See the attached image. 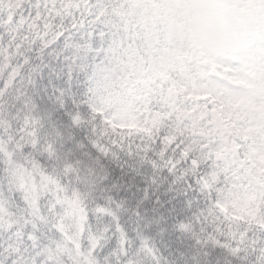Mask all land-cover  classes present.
Here are the masks:
<instances>
[{"label": "snow or ice", "instance_id": "1", "mask_svg": "<svg viewBox=\"0 0 264 264\" xmlns=\"http://www.w3.org/2000/svg\"><path fill=\"white\" fill-rule=\"evenodd\" d=\"M0 30V39H3V34L14 31L21 41H26L28 34L33 33V44L38 42L41 48H51L62 41L63 50L74 49L77 53H90L94 57L90 64L79 66L84 73L82 92L72 94L67 102L62 98L58 100L59 111L64 112L74 128L91 120L93 126L102 125L107 129L111 123L120 131V120L114 118L119 105L113 103L112 107H103L101 101L107 93L100 91L98 85L106 75L111 74L113 80L120 78L116 92L123 94L139 75L138 72H129L127 62L139 64L138 57H143L142 67L147 77L159 66L165 49L190 52L193 61H186L189 67L196 57L211 62L214 71H208L207 63L200 65L207 73L205 79L210 84L208 93L201 97L209 112L217 107H222L224 112L232 111L229 105L224 104L225 100L235 103L237 99H243L264 106V0H0ZM19 48L21 44L18 43L16 49ZM41 48H37L38 53ZM18 55L21 57L19 67L22 68L29 62V57L23 52ZM232 76L245 81L246 86L225 78ZM221 89L228 91L220 94ZM64 91L54 89L59 97L64 96ZM68 91L71 92L70 89ZM112 95L114 97L115 93ZM66 103H71L74 111L69 112ZM241 109L249 114L241 122V127L259 126L264 131V107L256 112L241 105L235 111L239 113ZM160 110V103L149 98V115ZM139 118L143 121L144 114L141 113ZM175 119L176 114L169 113V121ZM251 138L236 139L241 146L238 152L249 147ZM84 139L88 140L87 146L98 154V160L109 155L102 142L89 140L87 135ZM166 139V134L156 132L151 143L159 144L163 149ZM3 144L0 139V145ZM79 146H85L83 141ZM211 146L215 147V142ZM18 148L20 151L31 148L44 152L38 139L35 143L20 144ZM168 148L183 155L182 164L195 166L197 172L200 171L199 162L192 158L190 152L184 151L178 140H173ZM162 154L166 156L167 152ZM127 155L129 158L133 156L131 149ZM8 159L7 147H0V163ZM147 160L149 166L155 169L160 157L156 156L155 160L148 157ZM38 163L42 164V161ZM177 170L176 160L167 161L166 171L174 179H178ZM100 179L102 181L106 176ZM200 180L201 176L196 175L187 183L191 187L199 184ZM150 182L155 183V180ZM4 190L5 185L0 184V194ZM143 191V199H148V183ZM208 197L210 204L216 206L218 200L214 190H209ZM160 203L157 197L154 205ZM119 206L116 204L117 209ZM0 207L3 205L0 204ZM101 211H104L103 208ZM135 215L143 219L140 212ZM255 224L251 234L245 230L242 239L234 237L232 242L225 243L209 238L201 247L219 249L226 257H231V261L225 259V264H264V198ZM114 227L118 229V236L117 247L113 251H107L102 243L97 242L94 246L82 245L79 253L65 256L55 247L59 238L55 228L49 229L55 234L51 239L42 234L38 236L39 229L34 220L25 219L24 225L18 227L0 213V264H133V244L136 252L149 254L154 264H168L167 257L162 253L157 255L159 250L149 243V238L139 237L138 242L133 241L118 218ZM177 230H186V225L178 222ZM44 239L48 242L44 243ZM197 243L200 244V241ZM102 250L104 254L101 256L99 253ZM204 255L208 256V252ZM212 255L215 257L217 253ZM204 264H213V261L207 260ZM215 264H219V260Z\"/></svg>", "mask_w": 264, "mask_h": 264}, {"label": "trees", "instance_id": "2", "mask_svg": "<svg viewBox=\"0 0 264 264\" xmlns=\"http://www.w3.org/2000/svg\"><path fill=\"white\" fill-rule=\"evenodd\" d=\"M33 36L29 33L28 40L21 41L20 36L9 31L0 39V139L4 142L0 147L6 146L9 156L0 163V184L5 185L0 194L3 205L0 213L4 218L18 227L24 225L25 219L34 220L39 229L37 235L49 239L55 235L49 229L55 228L59 233L55 247L65 256L79 253L82 245L94 246L97 242L107 251H113L117 247L118 229L114 225L118 218L133 241L149 238V243L159 250L157 255L162 253L167 257L168 264L231 261L219 249L201 247V244L209 238L230 243L234 237L242 239L245 230L251 234L252 228H235L217 215L209 200L197 191V184L189 187L187 183L198 173L187 163L182 164V155L168 145L161 149L159 144L151 143L152 138L117 136L102 125L93 126L91 120L79 128L72 127L64 112L59 111L58 100L67 102L72 94L82 92L84 73L79 66L90 64L94 57L74 49L63 50L62 41L51 48H41L38 42L33 44ZM18 43L21 48L16 49ZM19 52L29 57L22 68ZM54 89H64V96L59 97ZM248 105L256 104L249 101ZM66 106L69 112L74 111L71 103ZM169 123L168 117L155 133L168 134ZM86 135L89 140L102 142L109 155L98 160V154L87 146ZM37 139L44 148L43 153L31 148L19 150L18 145L35 143ZM81 141L84 147L79 146ZM129 149L133 152L131 158L127 155ZM164 151L166 156L162 154ZM156 156L160 160L154 169L147 158L155 160ZM172 160L178 165V179L166 171L167 161ZM247 169L264 179V163ZM12 171L24 174V189L12 183ZM101 176L106 179L101 181ZM35 181L46 186L39 189ZM146 183L148 199H143ZM157 197L161 203L154 205ZM116 204L120 205L118 209ZM66 208H69L67 213ZM60 221L72 227L60 230ZM178 222H183L186 230H177ZM77 233L78 243L64 245V236ZM131 251L133 264H154L149 254L135 251V244ZM213 252L217 253L215 257ZM99 254L102 256L103 250Z\"/></svg>", "mask_w": 264, "mask_h": 264}, {"label": "rangeland", "instance_id": "3", "mask_svg": "<svg viewBox=\"0 0 264 264\" xmlns=\"http://www.w3.org/2000/svg\"><path fill=\"white\" fill-rule=\"evenodd\" d=\"M181 51L179 49H175L172 50L169 54H173L174 57L172 60L177 61L179 59V55ZM126 67L128 68L129 72H135L134 68L132 67V65H130L129 63L126 64ZM210 68V67H209ZM137 69L140 73H142L141 67L138 65ZM212 71H214V68H212ZM172 72L171 69H167V73ZM207 73L204 72V70L202 71V76H201V82H200V86L201 88L203 86L206 85V77ZM239 78L234 77L233 76V81L236 82L238 81ZM106 88V89H105ZM99 87V90L102 91L103 93H107V96L101 101L103 107L107 108V107H112L113 103L118 104L119 108L117 110V112L114 113V118H117L120 120V131H117V128L113 125H111V123L109 124L108 128L111 129L112 132H115L117 134L119 133H123V134H133V133H140V132H148L147 128L138 120L135 119L134 115L132 112H130L129 110H127L126 106L123 103H120V101L118 100V98L116 96H111V93H109L108 91L111 89V86L108 87ZM198 119L201 120L203 123L206 119V114L203 113L202 111H198L197 113V117L195 119V123L194 125L200 128V125L198 124ZM17 168V167H14ZM18 177V185L14 184L16 188L19 189H24L25 186V180L21 177V174L17 172ZM36 186L41 189L44 188V186H46L44 183L42 182H38L35 181ZM44 185V186H43ZM211 185H212V180L209 177H203L200 180L199 186L201 191L203 192H209V190L211 189ZM217 209L224 215L226 216L229 220L231 221H241L244 220L246 218V214L243 213L240 208H239V204H235L233 202H231L230 200L227 199H222L220 201H218L217 205H216ZM244 209V207H243ZM65 212H69V208H66ZM67 222H70L67 220ZM66 221H60L58 223V228L60 230L63 229H68L70 227H72L71 224H67ZM77 233L76 235L74 234H70V235H66V239L69 242V244L67 243V245H70L71 243H78L77 242V237H78Z\"/></svg>", "mask_w": 264, "mask_h": 264}]
</instances>
